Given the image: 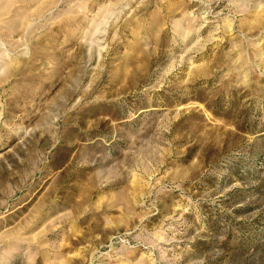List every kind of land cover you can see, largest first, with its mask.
Wrapping results in <instances>:
<instances>
[{
    "label": "rangeland",
    "instance_id": "obj_1",
    "mask_svg": "<svg viewBox=\"0 0 264 264\" xmlns=\"http://www.w3.org/2000/svg\"><path fill=\"white\" fill-rule=\"evenodd\" d=\"M0 264H264V0H0Z\"/></svg>",
    "mask_w": 264,
    "mask_h": 264
}]
</instances>
